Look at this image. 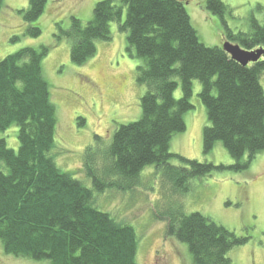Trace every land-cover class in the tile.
I'll use <instances>...</instances> for the list:
<instances>
[{
    "label": "trees",
    "instance_id": "obj_1",
    "mask_svg": "<svg viewBox=\"0 0 264 264\" xmlns=\"http://www.w3.org/2000/svg\"><path fill=\"white\" fill-rule=\"evenodd\" d=\"M46 2L28 0L27 8L18 11L31 37L42 32L36 21ZM190 5L186 0H99L86 23L76 15L68 28L56 23L58 38L70 42L69 58L76 65L95 56L96 42L109 41L111 23H117L126 33L125 51L137 59L136 83L144 89L138 118L116 124L103 144L95 134L97 140L86 147L87 185L56 162L57 109L42 73L50 48L23 46L0 60V132L18 129L16 148L0 137V243L6 255L48 264H138L135 228L98 209L94 193L131 190L152 166L161 183L181 195L193 179L247 169L264 150V56L244 68L219 46L221 37L247 49L264 46V19L251 18L248 29L234 32L227 21L232 10L222 0H204V9L221 24L217 44L207 46L190 19ZM195 81L206 115L202 151L208 154L219 143L232 165L170 151L173 136L186 129L184 115L194 109ZM78 120L83 124V118ZM155 217L165 222L166 237L186 244L192 264H233L229 251L247 241L180 205Z\"/></svg>",
    "mask_w": 264,
    "mask_h": 264
},
{
    "label": "rangeland",
    "instance_id": "obj_2",
    "mask_svg": "<svg viewBox=\"0 0 264 264\" xmlns=\"http://www.w3.org/2000/svg\"><path fill=\"white\" fill-rule=\"evenodd\" d=\"M97 1L47 0L45 12L36 21L42 31L38 37L26 33L28 24L18 12L27 8L28 0H2L0 10V60L23 46L50 48L42 59V73L57 109L56 162L85 185L90 183L82 167L86 147L94 142L95 134L103 144L116 124L137 119L138 98L144 90L136 83L137 59L130 58L125 51L126 33L120 32L115 22L110 27L111 39L96 42L93 58L82 65L70 61V42L62 36L58 38L61 32L56 23L59 21L63 28H68L71 15L86 23ZM186 1L191 4L187 10L200 41L207 46L216 45L221 28L219 19L204 9V0ZM222 1L232 10L227 21L234 32L237 28L248 29L251 18L264 19V0ZM13 37L15 40H11ZM260 83L264 89V73L260 75ZM198 88L195 81L194 109L184 115L186 129L173 136L170 151L200 162L232 165L233 160L219 143L208 154L202 151L206 115L196 97ZM179 96L180 90L175 92V97ZM79 117L84 119L83 124ZM17 131L16 126H11L0 132L9 148L17 147ZM94 204L117 222L135 228L138 264H192L186 244L166 237L165 222L155 217V213L178 205L186 213L200 212L247 239L229 251L233 264H264V150L247 169L215 171L193 179L189 190L181 195L164 186L152 166L147 167L131 190L94 193ZM0 264H48V261L6 255L0 243Z\"/></svg>",
    "mask_w": 264,
    "mask_h": 264
},
{
    "label": "water",
    "instance_id": "obj_3",
    "mask_svg": "<svg viewBox=\"0 0 264 264\" xmlns=\"http://www.w3.org/2000/svg\"><path fill=\"white\" fill-rule=\"evenodd\" d=\"M219 46L229 56L231 61L244 68L260 62L264 56L263 45L247 49L237 42H230L221 37Z\"/></svg>",
    "mask_w": 264,
    "mask_h": 264
}]
</instances>
